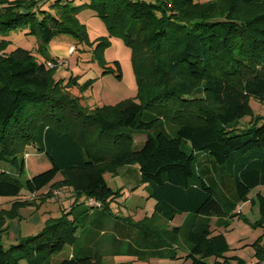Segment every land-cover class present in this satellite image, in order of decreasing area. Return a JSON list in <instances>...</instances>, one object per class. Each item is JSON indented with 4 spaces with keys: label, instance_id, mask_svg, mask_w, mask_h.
<instances>
[{
    "label": "trees",
    "instance_id": "1",
    "mask_svg": "<svg viewBox=\"0 0 264 264\" xmlns=\"http://www.w3.org/2000/svg\"><path fill=\"white\" fill-rule=\"evenodd\" d=\"M74 1L0 0V197L12 199L13 216L40 196L54 200V192L57 198L68 192L72 199L36 235L7 249L0 244V264H50L65 248L57 264H101L118 254L174 259L178 250L190 264L240 261L225 256V235L212 233L208 220L227 228L248 194L264 188V116L249 105L264 104V0ZM83 10L129 49L137 101L89 108L75 92L87 91L90 81L55 78L61 63L47 54L54 38L91 48L77 18ZM18 30L36 39L35 52L9 49L5 38ZM107 44L103 38L91 49V60L102 75L120 79L119 63L112 69L101 58ZM244 117L249 121L239 127ZM138 135L145 140L134 150ZM28 147L48 168L26 177ZM133 166L154 203L152 215L136 222L112 214L121 190L104 180ZM88 199L99 207L87 206ZM255 200L264 228V195L257 192ZM178 214L190 218L167 230ZM262 238L252 244L257 262L264 260Z\"/></svg>",
    "mask_w": 264,
    "mask_h": 264
},
{
    "label": "rangeland",
    "instance_id": "2",
    "mask_svg": "<svg viewBox=\"0 0 264 264\" xmlns=\"http://www.w3.org/2000/svg\"><path fill=\"white\" fill-rule=\"evenodd\" d=\"M54 1V0H51ZM206 2L209 0H199ZM83 0H75L71 3L73 6L81 5ZM49 3H45L43 8L48 10ZM77 18L84 24L90 47H84L76 43L69 36H58L47 45V54L57 58L61 65L55 70V78L62 79L63 84H67L69 77H76L79 84L86 81L91 82L90 88L78 94L82 99L83 105L89 108H97L104 105H115L126 99H138L137 85L130 60V51L124 45L119 37L107 35L105 25L90 10H83L77 14ZM106 38L108 44L101 50V58L106 62V67L114 69V62H118L121 69V78L115 77L116 73L102 75L103 69L91 60V49H97L96 46ZM6 40L11 42L10 50L20 47L35 52L37 47L36 39L27 34V30H18L10 33ZM74 47L72 54L68 49ZM77 47V49H76ZM85 49V50H83ZM0 56H4L0 52ZM249 105L255 116H264V104H259L254 100L249 101ZM249 118L244 117L239 121V127L247 125ZM145 140L144 135H138L134 138L133 149L139 150ZM26 153L29 158L26 159L24 175L26 177L32 174L40 173L48 168V162L42 155L36 153L33 147H28ZM0 167H4L0 163ZM59 178V176H58ZM137 169L135 166L120 169L115 176L108 173L104 174V180L109 188L113 191L121 190V195L110 205L111 212L114 216L128 217L133 221H139L145 217L149 218L153 213V201L147 199L143 186L137 183ZM259 192L264 195V188L260 187L248 194V200L238 205L236 212L238 216L231 219L227 228L217 227V218L212 217L208 220V225L212 233H223L226 238L228 250L225 253L227 257H236L240 261H230V264H254L257 262L254 256L255 250L252 244L264 234V228L258 226L260 217L258 213L255 194ZM58 192H54V200L46 199L44 196L35 198L34 205H26L18 210L17 215H9L12 208V199L0 197V210L4 213L6 219L5 230L1 233L0 244L4 249L10 245L16 244L28 236L36 235L47 222L59 218L62 213L70 208L71 199L67 195L56 197ZM23 198H26L24 196ZM254 199V202H253ZM190 215H175L168 223L167 230L173 227H182ZM181 247L187 248L185 244ZM67 248L61 253L50 258V264H57L67 254ZM174 259L154 258L146 262L135 260L134 257L125 254L106 256L101 260V264H119L128 262L130 264H190L185 259L184 252L178 250ZM21 264H25L21 262Z\"/></svg>",
    "mask_w": 264,
    "mask_h": 264
},
{
    "label": "built area",
    "instance_id": "3",
    "mask_svg": "<svg viewBox=\"0 0 264 264\" xmlns=\"http://www.w3.org/2000/svg\"><path fill=\"white\" fill-rule=\"evenodd\" d=\"M72 52H73V47H70L68 49V53L71 54ZM52 66H53L52 64H49V67H52ZM86 204L89 207H95V208L99 207V204L97 202H95L93 199H88L86 201ZM261 245H262V247H264V238H262V240H261ZM256 264H264V260H261V261L257 262Z\"/></svg>",
    "mask_w": 264,
    "mask_h": 264
},
{
    "label": "crops",
    "instance_id": "4",
    "mask_svg": "<svg viewBox=\"0 0 264 264\" xmlns=\"http://www.w3.org/2000/svg\"><path fill=\"white\" fill-rule=\"evenodd\" d=\"M72 202V199H71V201H70V203ZM153 206H154V203H153Z\"/></svg>",
    "mask_w": 264,
    "mask_h": 264
}]
</instances>
